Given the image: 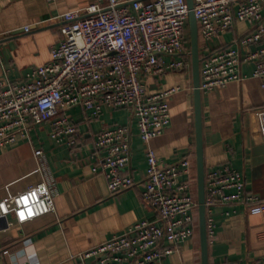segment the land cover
Masks as SVG:
<instances>
[{
  "label": "built area",
  "instance_id": "obj_1",
  "mask_svg": "<svg viewBox=\"0 0 264 264\" xmlns=\"http://www.w3.org/2000/svg\"><path fill=\"white\" fill-rule=\"evenodd\" d=\"M193 10L201 40H212L238 21L249 24L232 46L205 48L200 53L201 92L244 80L245 63L254 65L252 75L264 87V0H194ZM60 18L62 35L51 49L49 62L33 67L24 81L0 80V149L20 138L31 139L42 123L50 124V137L57 144L74 148L77 128L68 110L82 107L90 119L98 118L105 106L133 110L145 146L144 178L137 181L127 172L132 138L128 124L96 134L93 155L99 162L93 170L105 175L111 195L142 184V198L156 218L139 220L81 252L74 264H88L87 260H93L91 264H169L163 258L196 234L198 198L189 179L179 180L191 175L189 156L165 164L151 145L170 126V98L181 88L150 93L144 78L187 66L191 57L187 0H94ZM44 22L27 24L20 32L28 33ZM260 122L264 132V113ZM34 157L40 180L0 200V218L12 215L14 223L23 224L55 211L56 178L43 148H35ZM236 204H244L252 214L264 213V201L246 192L240 171L225 164L205 173L208 242L216 233L214 208Z\"/></svg>",
  "mask_w": 264,
  "mask_h": 264
},
{
  "label": "crops",
  "instance_id": "obj_2",
  "mask_svg": "<svg viewBox=\"0 0 264 264\" xmlns=\"http://www.w3.org/2000/svg\"><path fill=\"white\" fill-rule=\"evenodd\" d=\"M93 1L0 0V80L24 81L33 67L49 62L51 49L62 35L64 21L60 16L85 8ZM40 20L46 22L28 33L20 32L23 26ZM248 29L247 22L238 21L233 29L212 40L200 39V53L205 48L232 46ZM187 60L186 67L169 70L162 76H147L144 82L150 93L181 88L170 98V126L152 139L151 145L165 164H175L189 156L196 191L192 57ZM253 68L252 63H245L244 80L202 92L204 165L205 173L230 165L243 174L246 192L264 201V132L260 122L264 87L260 78L253 77ZM67 116L77 128L74 148L57 144L50 137V124L42 123L32 131L31 139L20 138L0 149V200L40 180L34 157V149L39 147L47 156L58 191L55 211L23 224L14 223L12 215L0 218V264H74L81 252L139 220L156 218L142 198V184L111 195L105 175L93 170L99 162L93 155L96 134L105 128L128 124L132 138L127 172L142 181L147 161L133 110L105 106L98 118L90 119L88 111L74 107L67 111ZM185 179L186 176L179 177L180 181ZM213 215L217 227L209 241V264H264V213L252 214L244 204H236L219 205ZM163 259L169 264H201L198 230L192 239ZM92 262L87 260L88 264Z\"/></svg>",
  "mask_w": 264,
  "mask_h": 264
},
{
  "label": "water",
  "instance_id": "obj_3",
  "mask_svg": "<svg viewBox=\"0 0 264 264\" xmlns=\"http://www.w3.org/2000/svg\"><path fill=\"white\" fill-rule=\"evenodd\" d=\"M189 7L188 28L190 36L192 73L194 85L195 104V130H196V166H197V197L199 237L201 244V264H209V242L206 228L205 207V165L203 150L202 109L200 86V36L199 25L194 13V0H187ZM4 217H1V219Z\"/></svg>",
  "mask_w": 264,
  "mask_h": 264
},
{
  "label": "trees",
  "instance_id": "obj_4",
  "mask_svg": "<svg viewBox=\"0 0 264 264\" xmlns=\"http://www.w3.org/2000/svg\"><path fill=\"white\" fill-rule=\"evenodd\" d=\"M187 29H188V27H187ZM187 37H188V39H189V42H188V47L191 49V46H190V36H189V29H188V31H187ZM201 43V42H200ZM186 179H189L192 183H193V181H192V179H191V175L189 176V177H187ZM196 187H197V181H196ZM198 188V187H197ZM196 191H197V189H196ZM198 198V197H197ZM197 230H198V233H199V220H198V213H197Z\"/></svg>",
  "mask_w": 264,
  "mask_h": 264
}]
</instances>
